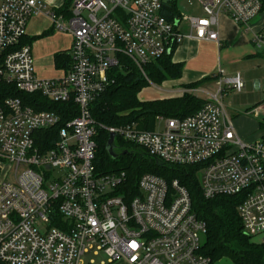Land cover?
Segmentation results:
<instances>
[{"label":"built area","instance_id":"1","mask_svg":"<svg viewBox=\"0 0 264 264\" xmlns=\"http://www.w3.org/2000/svg\"><path fill=\"white\" fill-rule=\"evenodd\" d=\"M169 1L72 0L65 15L45 10L46 0H0V79L76 105V115L59 126L55 111L35 110L18 97L0 101V264H96L100 256L99 264H211L200 252L206 223L177 179L144 173L129 198L124 171L101 173L95 165L102 126L90 103L108 85L118 54L142 70L186 36L218 41L220 15L249 30L261 12L260 0H198L202 16L169 20L163 13ZM41 11L54 30L72 36L70 68L55 78L36 73L31 44L23 42L29 18ZM251 42L264 53L262 28L252 30ZM218 72L216 93L186 117L159 116L161 130L134 122L103 128L167 164H198L205 198L246 191L237 207L242 229L264 242V135L247 141L237 134L218 94L241 91L244 80L239 72ZM247 113L264 116V105ZM53 127L52 147L41 150L35 132Z\"/></svg>","mask_w":264,"mask_h":264},{"label":"trees","instance_id":"2","mask_svg":"<svg viewBox=\"0 0 264 264\" xmlns=\"http://www.w3.org/2000/svg\"><path fill=\"white\" fill-rule=\"evenodd\" d=\"M260 1L261 11L264 12V0ZM71 2L72 0H65L56 12L68 15ZM163 13L169 20L180 17L176 0L169 1ZM116 16L120 20L123 19L120 11H116ZM52 29L53 27L45 31L43 35L49 34ZM262 31L264 32V26ZM23 42L26 41L23 39ZM173 47L174 45L171 46L169 53L145 64L142 70L128 57L118 54L119 64L108 72V85L90 103L93 118L102 126L95 156L96 169L101 173L124 171L126 174L124 188L129 190V198L138 193L137 182L140 175L144 173H153L168 182L177 179L189 192L192 211L206 223V233L200 252L208 256L211 263L227 257L233 264H264V242L253 241L252 236L243 231L237 212L238 205L247 196L246 191L205 198L200 187L198 164H167L151 156L143 148L124 142L118 137L114 139L115 149H118L117 157H110L105 149L109 133L103 127L134 122L139 129L154 130L157 116L183 118L204 105L206 100L188 91L176 97L152 100L138 98V92L148 82L163 83L181 76L183 65L172 61ZM53 59L56 68L61 66L70 68L72 59L68 52H57ZM216 79V74L206 76L186 87L198 88L203 83ZM7 97H18L23 104L35 110L47 109L57 112L61 116L59 126L76 115V105L72 101L52 102L39 93H23L13 83L0 79V101ZM261 103L264 105V96ZM259 126L264 129V116L259 120ZM57 131L58 127L36 131L35 136L36 139L38 138L36 145L41 150L52 147Z\"/></svg>","mask_w":264,"mask_h":264},{"label":"crops","instance_id":"3","mask_svg":"<svg viewBox=\"0 0 264 264\" xmlns=\"http://www.w3.org/2000/svg\"><path fill=\"white\" fill-rule=\"evenodd\" d=\"M65 0H46L45 10H58ZM200 5V4H199ZM201 7V6H200ZM202 11V8H200ZM61 13V12H60ZM181 15V14H180ZM203 11L200 15L192 16H202ZM39 19L40 22L35 23V20ZM42 19L47 22V24L42 25ZM260 16L256 17L250 22L249 30L241 28L237 23H235L230 17L226 15H220L218 19L217 31H218V41L210 40H199L194 37H184L179 42L174 44L172 49V61L180 62L183 65L182 74L177 79H170L163 81L165 84V90L160 92L159 95L149 96L140 98V100H152L161 99L167 97L181 96L184 91L188 90L195 94V91L203 88L204 83L198 88H187L186 86L193 82H198L206 76L214 75V72L219 73L221 69H225L226 61L229 58H236L235 61L238 62L239 59L246 61L247 65L250 63L258 62L259 57H264V53L257 50L251 42L252 30H259L264 26V21L260 22ZM52 28V23L50 18L44 11L33 14L27 23L26 35L23 38L24 41L31 44V51L34 57L35 71L36 73L44 78H55L61 76L68 68L59 67L56 68L54 65V54L57 52H68L70 51L72 45V36L69 35V42L67 48H61V45L57 46L56 38L59 33L57 30H51L49 34L43 35V33ZM182 32L187 34L186 24L181 22L178 26ZM45 45L46 55L48 57L47 63L40 58L38 45ZM37 49V51H36ZM255 58V59H254ZM238 59V60H237ZM51 60V61H50ZM247 73L244 76V84L247 86ZM249 108L248 110H250ZM247 110V112H248ZM246 112V113H247ZM249 114V113H247ZM251 115V114H249ZM235 130L238 135L243 138L253 137L254 126H243L238 124ZM261 136V135H260ZM251 138V139H252ZM258 241L262 242V236H258ZM252 240H255L252 238ZM226 257L211 263V264H233V262L224 260ZM228 261V262H227ZM111 264H126L123 261L114 262Z\"/></svg>","mask_w":264,"mask_h":264},{"label":"rangeland","instance_id":"4","mask_svg":"<svg viewBox=\"0 0 264 264\" xmlns=\"http://www.w3.org/2000/svg\"><path fill=\"white\" fill-rule=\"evenodd\" d=\"M176 7L181 14V16H190V15H200L202 13L201 7L198 3V0H176ZM260 22L264 21V12L261 11L260 14ZM257 16V17H258ZM40 22L39 19L35 20V23ZM42 25L47 24L43 19L41 21ZM61 32V31H58ZM69 35L62 32L59 33L56 38V44L57 46L61 45V48H67L68 42H69ZM37 51V49H36ZM38 51L40 55V58H42L43 61L47 63L48 57L46 55L45 45H38ZM236 58H229V60L226 61V67L223 70V73L221 74V77L226 76H232L236 74L237 72L240 73L242 79L244 80L245 73H247L246 79H247V86H244V88L241 91H236L234 89H229L226 93L219 95L218 99L223 105L226 113L232 120V124L234 128L237 125V123L243 126H254L253 130V137L249 138H242L247 141L254 140L258 138L260 135L264 134V129H261L259 126V120L261 119L262 115L259 114L257 117L247 114V110L249 108H253L256 106H262L263 103H261V100L264 96V57L260 56L258 62L250 63L247 65L246 61L243 59H239L238 62L235 61ZM255 59V58H254ZM238 60V59H237ZM51 61V60H50ZM217 72H214L216 74ZM203 88L199 89V91H196V96L203 98L204 100L210 99V94L216 93L217 91V84L215 81L212 82H205L202 86ZM200 88V87H199ZM165 90V84L163 83H153L148 82L146 86L142 87L141 90L138 92L137 96L138 98L154 96L159 95L160 92H163ZM195 91V90H194ZM165 118H160L159 116L156 117V124H155V130H161L163 128ZM252 138V139H251ZM10 176L12 174V168L10 169ZM63 169H57L55 170L54 174L56 176H60L63 173ZM255 240L258 241V236H253ZM92 256V253L89 252L84 256V260L87 262L88 259ZM96 260V264H99V258H102L101 256L94 257ZM224 260H228L227 257ZM228 262V261H227Z\"/></svg>","mask_w":264,"mask_h":264},{"label":"water","instance_id":"5","mask_svg":"<svg viewBox=\"0 0 264 264\" xmlns=\"http://www.w3.org/2000/svg\"><path fill=\"white\" fill-rule=\"evenodd\" d=\"M170 52V49H168L167 53ZM114 139H115V134L114 133H109L108 139L106 141V146L105 149L108 153V155L112 158L117 157V153H115V145H114Z\"/></svg>","mask_w":264,"mask_h":264},{"label":"flooded vegetation","instance_id":"6","mask_svg":"<svg viewBox=\"0 0 264 264\" xmlns=\"http://www.w3.org/2000/svg\"><path fill=\"white\" fill-rule=\"evenodd\" d=\"M115 153H118V149H115Z\"/></svg>","mask_w":264,"mask_h":264}]
</instances>
